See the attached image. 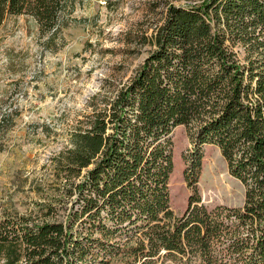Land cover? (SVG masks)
I'll return each instance as SVG.
<instances>
[{"label": "trees", "instance_id": "trees-1", "mask_svg": "<svg viewBox=\"0 0 264 264\" xmlns=\"http://www.w3.org/2000/svg\"><path fill=\"white\" fill-rule=\"evenodd\" d=\"M75 3L0 0V25L25 16L56 51ZM151 43L61 158L73 196L64 220L2 210L0 264H264V0L168 4ZM16 115L0 112V130ZM179 125L192 144L184 179L193 192L175 216L168 181ZM206 144L243 185L241 206L201 202Z\"/></svg>", "mask_w": 264, "mask_h": 264}, {"label": "rangeland", "instance_id": "rangeland-1", "mask_svg": "<svg viewBox=\"0 0 264 264\" xmlns=\"http://www.w3.org/2000/svg\"><path fill=\"white\" fill-rule=\"evenodd\" d=\"M200 1L76 0L56 51L44 49L25 16L0 25V112L18 111L11 126L0 130V213L12 209L38 221L64 220L73 196H67L68 179L59 167L74 134L130 80L152 48L168 4ZM171 137L169 206L179 216L193 192L184 179L192 144L183 125ZM202 151L195 183L201 202L208 208L241 206L244 187L229 174L218 147L206 144Z\"/></svg>", "mask_w": 264, "mask_h": 264}]
</instances>
